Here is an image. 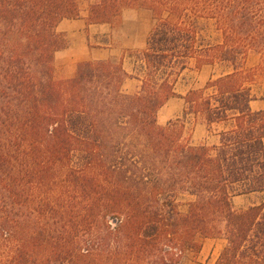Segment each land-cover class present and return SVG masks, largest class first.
Wrapping results in <instances>:
<instances>
[{
	"label": "trees",
	"instance_id": "16d2710c",
	"mask_svg": "<svg viewBox=\"0 0 264 264\" xmlns=\"http://www.w3.org/2000/svg\"><path fill=\"white\" fill-rule=\"evenodd\" d=\"M133 7L154 24L131 73L122 57L56 80L78 1L0 0V264H183L202 239L225 241L214 264H264V0H94L85 22ZM172 98L182 115L161 126ZM188 117L217 143L191 145Z\"/></svg>",
	"mask_w": 264,
	"mask_h": 264
},
{
	"label": "crops",
	"instance_id": "0c3cea01",
	"mask_svg": "<svg viewBox=\"0 0 264 264\" xmlns=\"http://www.w3.org/2000/svg\"><path fill=\"white\" fill-rule=\"evenodd\" d=\"M77 1L81 9V18L76 20L62 21L57 28V31L65 36L67 46L65 49L56 52L54 55V78L56 80H66L72 78L76 72L78 64L80 63L89 61H105L114 58L119 60L122 57V55H116L111 49V35L108 25H87L85 22L88 8L94 2V0ZM125 26L126 25L123 24L122 29L118 32V39L120 41V47L124 50H127L132 48V42L135 35H138L139 42L141 41V34H143V31H140L138 34L133 33L131 35L127 33V28ZM121 54H123V51ZM125 65L126 59L124 58L123 68L128 73H131V70L129 71ZM201 72L202 70L200 73ZM128 81L136 82L134 80ZM171 100H176L174 107L164 108L165 106L169 105ZM165 106L162 107L158 112V120H160L163 124H166L173 118H179L182 115L184 102L181 98H172L166 103ZM193 133L194 135L192 136V142L194 141V144H199L209 139L204 125H196ZM219 243L220 246L218 245ZM224 245V240L207 239L203 242L202 248L196 260L197 262L189 261L186 264H214ZM211 249L213 250L211 251ZM213 252L216 253L215 259H213Z\"/></svg>",
	"mask_w": 264,
	"mask_h": 264
},
{
	"label": "rangeland",
	"instance_id": "374dc122",
	"mask_svg": "<svg viewBox=\"0 0 264 264\" xmlns=\"http://www.w3.org/2000/svg\"><path fill=\"white\" fill-rule=\"evenodd\" d=\"M123 24L126 25L125 27L127 28V33L131 35L133 33L138 34L140 31H143L142 33L144 34V36L143 34H141L140 42H139L138 35H135L133 42H132V48H129L127 50H124L120 47V41L118 39V32L122 29ZM153 24H154V20H153L151 12H149L148 10L142 9V8L133 7V8L123 9L119 20L115 22L114 26L108 25L110 35H111V39H110L111 49L116 55L118 56L122 55V57L126 59L125 66L127 69H129V71L132 69L133 65L136 62V59L133 56H131V54L144 48L145 39L149 31L153 27ZM122 51H123V54H121ZM113 60L116 61L117 59L114 58ZM256 63H257V57L250 55L247 59V67H251L255 65ZM212 73H213V69L209 67L203 68L201 73L194 72V71L185 72L182 79H180L176 85V92L179 95H184L188 90L201 89L202 87H204L205 83L207 82V80L209 79ZM136 86H137L136 82L127 81L126 84L124 85V90L126 92H133L135 91ZM258 88L259 87H257V91H259ZM175 101L176 100H171L169 102V105L165 106L164 108H168V107L173 108ZM251 108L253 110L264 109V102H254L251 104ZM161 114H162V110H161ZM175 119L177 118H173L171 120H175ZM157 122L161 126L165 125L161 123L160 120H158V114H157ZM198 124L203 125L202 122H200L199 120L195 121L192 117H188L185 119L184 136L190 142V144L196 146V145H201V144L212 145L213 143H216L217 138L209 135L208 133L207 134H208L209 139L206 140L205 142H201L199 144H194V141L192 142V136L194 135L193 132L195 130V126ZM195 137H196V133H195ZM190 200L191 198L188 196H183L179 198L180 210L182 212H185L187 210V203ZM254 200H255L254 196H245V197L240 196V197H235L233 199V204L236 209H240V208H244L248 206ZM205 240L207 239H202L201 241L202 245ZM219 240H223V239H219ZM218 245L220 246V243ZM212 250L213 249H211V251ZM198 254L197 255L186 254V257L183 261L184 264L188 263L189 261L197 262L196 260H197ZM215 258H216V253L213 252V259Z\"/></svg>",
	"mask_w": 264,
	"mask_h": 264
}]
</instances>
